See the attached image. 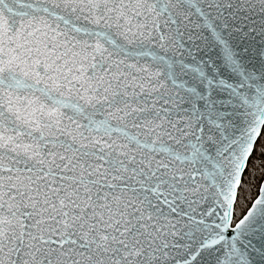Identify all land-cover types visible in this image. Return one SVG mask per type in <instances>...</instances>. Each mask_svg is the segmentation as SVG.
I'll use <instances>...</instances> for the list:
<instances>
[{
	"label": "snow or ice",
	"instance_id": "obj_1",
	"mask_svg": "<svg viewBox=\"0 0 264 264\" xmlns=\"http://www.w3.org/2000/svg\"><path fill=\"white\" fill-rule=\"evenodd\" d=\"M0 264H264V0H0Z\"/></svg>",
	"mask_w": 264,
	"mask_h": 264
}]
</instances>
